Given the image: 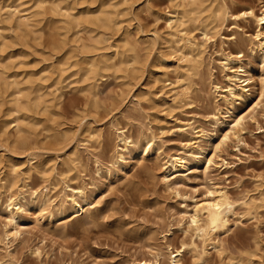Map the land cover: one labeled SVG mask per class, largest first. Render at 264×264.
Wrapping results in <instances>:
<instances>
[{
  "label": "rangeland",
  "instance_id": "1",
  "mask_svg": "<svg viewBox=\"0 0 264 264\" xmlns=\"http://www.w3.org/2000/svg\"><path fill=\"white\" fill-rule=\"evenodd\" d=\"M117 1L120 9H126L120 16L123 20L120 30L114 31L121 34L109 32L103 37L106 43H121L123 31L131 30V36L143 47L136 74L127 69L108 72L98 81L96 97L80 90L83 84L72 82L74 77L65 79L67 81L62 82L63 89L60 90L63 95L55 102L53 111L40 113L37 116L39 125L30 128L38 155L32 163L40 161L41 166L31 171L30 178L18 176L19 188L15 189L24 188L22 190L29 195L33 188L43 186L44 176H51L52 181L57 182L49 192L51 199L58 201L64 196V185L69 182L87 192L91 205L76 214L69 210L61 216L53 206H48L42 213L34 209L23 212L24 224L18 235L10 240L9 247L4 230L11 229L12 225L0 204V260L10 255L18 264H143L154 262L156 254L162 252L159 263L167 264L168 250L191 236L190 231H185L188 229L186 211L191 213L194 202L208 197L214 188H222L236 202V213L230 217L229 230L217 238L223 242L225 251L218 254L207 243L203 260L184 251L182 261L184 264H231L229 254L238 256L242 253L250 257L253 252L256 255L251 256V264H264V206L259 207L257 214L246 210V203H260L261 192H264V55L256 36L259 23L249 17L234 20L235 15L249 8L261 15L264 0H218V3H226L233 16L225 21H213L210 39H206L200 29L191 32L200 44L203 64L199 75H190L189 97L181 101L172 97L174 89L181 92L182 88L173 71L180 64V54L173 47L175 38L168 34L166 22L174 3L179 0ZM11 46L5 53L12 51L17 55L23 48L16 44ZM114 49L100 53L110 63L128 53L121 48L122 54L112 56ZM23 50L27 55L23 58L15 56L13 64L27 63L13 65L12 70L40 73L55 53L51 47ZM228 56L232 63L226 69L225 58ZM51 61L56 63V58ZM239 65L249 68L252 77L247 85L248 100L238 99L235 107V114L245 117L244 128L237 135H230L214 151L213 145L221 142L227 126H215L210 120L214 108L224 107L210 80L224 87L226 75H231V70H239ZM123 67L129 68V65ZM46 84L50 85L49 81ZM53 89L51 86L48 90ZM4 106L0 111V127L6 117ZM187 122L197 128L195 132L202 129L206 136L211 134V142L207 138H197L196 133L182 136L176 131L179 125ZM116 126H126L125 130L135 136L147 134L151 128L162 152H174L195 137L191 141L195 142L194 151L207 149L206 155L213 157V163L206 169L202 162L186 172L174 188L179 192L176 193L167 189L161 180L160 160L155 150L141 161L135 157L121 161L120 166L113 164ZM46 127L52 129L49 131ZM95 130L101 132V144L98 138L87 134ZM53 131L67 133L60 144L50 136ZM10 133L11 138L16 137L12 130ZM3 139L0 132V157L4 159L0 164V185L4 182L1 179L6 176L11 155L23 169L29 166L24 151L5 145ZM56 150H61L59 153L63 157L56 159L59 154ZM94 159L100 160L102 170H97ZM67 165L78 167L67 172ZM4 191L5 188L0 187L3 200L7 196ZM47 210H52L55 215L50 220ZM195 241L200 248L203 246L201 239ZM244 264L249 263L245 261Z\"/></svg>",
  "mask_w": 264,
  "mask_h": 264
},
{
  "label": "bare ground",
  "instance_id": "2",
  "mask_svg": "<svg viewBox=\"0 0 264 264\" xmlns=\"http://www.w3.org/2000/svg\"><path fill=\"white\" fill-rule=\"evenodd\" d=\"M217 1L179 0L174 3L173 10L166 17L168 34L175 38V46L173 47L176 53L180 54L178 58L180 64L173 69L176 74V81L182 83L181 92L175 89L172 92V97L176 101L185 100L189 97L190 75H199L203 64L200 56L202 53L200 44L191 35V32L194 29H200L203 36L206 39H210L209 33L214 27H210L212 22L217 19L225 21L233 16L224 1L221 3ZM263 7L264 5L261 7V15H257L253 8H249L240 15H235L234 20H238L241 17H249L259 23L260 29L257 31L256 36L259 39L258 44L261 54L264 55ZM124 10L126 11L125 8L120 9L117 0H0V111L4 105L6 106V117L2 120L0 132L4 135V144L23 150L29 163V166L23 169L22 164L11 155L8 158L6 176L1 179L4 182L1 183L0 187L5 188L4 192H7V196L3 200L0 194V204H2L3 211L12 225L11 229L6 228L4 230V234L8 239L7 246L9 245V247L11 246L10 240L18 235L20 226L24 224L25 217L23 212L26 213L34 209L36 212L42 213L48 206H53L58 215L61 216L69 210H73L72 213L76 214L91 205L87 192L85 193L81 186H72L69 182L64 185V196L58 201L51 199L49 192L57 183L52 181L51 176H44L43 186L37 189L33 188V190L29 191V195H26L22 190L24 188L15 189L19 188L17 185L18 176L26 175L27 178H30L31 171L41 166L40 161L32 163L38 155L36 142L34 144L32 140L31 126L36 127V125H39L40 120L37 116L40 113L53 111L52 107L56 104L55 102L63 95L60 90L63 89L62 82L67 81L65 79L74 77L72 82L83 84L82 88L80 89L79 87L78 89L96 97L98 81L106 76L108 72L112 71V73H115L127 69L136 74L137 64L141 62L143 47L140 41L131 36V30L126 28L123 31L124 37L120 39L121 43H106L107 40L103 37L104 34L120 30V24L123 23L120 16L124 15ZM116 32L114 33L115 35L118 34ZM11 44L20 45L23 48H21V51L18 49L20 52L17 55L12 51L5 53L6 48L8 50V47H12ZM30 47H34L37 50L51 47V50L55 53H52L49 58L50 62L40 70V73L12 70L15 68L13 67L14 60L12 59L16 58L15 56H22L23 58L27 55L23 49L26 50ZM113 47L115 49L112 56L119 55L122 52L120 51L121 48L123 52L126 51L128 53L124 54V56L121 55L117 62L110 63L104 54L100 52ZM55 55L56 63L51 61L55 59ZM112 59L114 58L112 57ZM21 62L27 63L25 61ZM231 63L232 59L229 56L226 57V69L230 68L229 64ZM126 64L129 65V68L123 67ZM231 71L233 72L231 75H226L227 82L224 87L219 85L217 81L210 80L216 96L219 97V100L224 105V107L214 108L210 115V120L215 126H227V131L223 134L221 142L216 145L212 144L215 147L214 151H217L219 145L225 143L230 135H237L244 128L245 117L235 114V107L238 99L246 101L249 98L247 85L252 78L251 71L243 65H239V70ZM47 81H49L50 85L46 84ZM51 86L54 89L48 90ZM230 118H233V120H230ZM114 128L117 141L113 164L120 166L121 161H125L127 158L135 159V157H138L137 161H141L155 150L157 159L160 160L161 180L167 189H171L176 193L179 192L174 190V188H176L175 186L179 180L185 177L186 172L197 168L199 163L204 162L206 169L213 163V157H207L206 155L207 149L194 151L195 142L191 141L195 137L183 143L174 152H162L160 151L161 145L156 140L157 137H155L151 128L149 133L140 136H135L125 130L126 126H116ZM46 129L50 131L52 128L46 127ZM196 129V127L187 122L179 125L176 131L182 136L188 133L189 135L196 133L197 138H207L208 142H211V134L206 136L202 129L195 132ZM11 130L16 134V137L11 138ZM82 134L84 135V133ZM87 134L91 138H98L97 140L100 143L101 132L99 130L90 131ZM66 135L67 133L56 131L50 133V136L59 144L62 142L61 140L65 139ZM87 138L89 137L87 136ZM87 143L90 142L87 140ZM212 145L210 144V146ZM60 151L58 150L57 152L56 150L57 153ZM56 152L55 154H57ZM126 152L128 156H126ZM73 153L75 155V152ZM73 153L71 154L72 156ZM201 156H204L205 159L203 160ZM59 157H63V155L61 153L57 154L56 159ZM76 159H79V157H76ZM3 161L4 159L0 157V164ZM95 163L97 170H102L103 165L100 160L96 159ZM67 166V172L73 171L75 167ZM77 167L78 165L75 168L77 169ZM27 178L25 177V179ZM260 201V203L255 201L252 204L246 203L247 212L257 214L259 207L264 206L263 191L261 192ZM86 211H88L87 208ZM186 213H188V229L185 231L187 233L190 231L191 236L188 240H182L177 247L169 249L170 245L168 246L167 264H184L182 261L184 251L192 252L197 260H203L207 254V243L212 245L218 254H222L225 251L223 242L220 239L217 240V238L220 234L229 230L230 217L236 213V202L222 188H214L209 192L208 197L194 202L191 213L188 211ZM47 216L50 220L55 215L52 210H47ZM196 238L202 240L203 246L201 248L196 243ZM162 254V252L157 253L154 262L145 261L143 264H161L159 263V257ZM253 255H256V253L252 252L251 256ZM251 256L246 257L242 253L238 256L229 254L228 258L231 264L236 262L244 264L245 261L251 264ZM0 264L18 263L10 255H7L0 260Z\"/></svg>",
  "mask_w": 264,
  "mask_h": 264
}]
</instances>
